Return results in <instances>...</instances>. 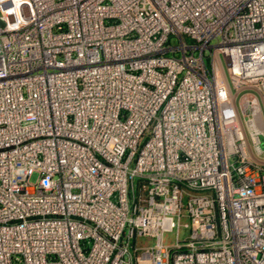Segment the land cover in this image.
Listing matches in <instances>:
<instances>
[{
  "label": "built area",
  "instance_id": "1",
  "mask_svg": "<svg viewBox=\"0 0 264 264\" xmlns=\"http://www.w3.org/2000/svg\"><path fill=\"white\" fill-rule=\"evenodd\" d=\"M0 10V264H264V0Z\"/></svg>",
  "mask_w": 264,
  "mask_h": 264
},
{
  "label": "rangeland",
  "instance_id": "2",
  "mask_svg": "<svg viewBox=\"0 0 264 264\" xmlns=\"http://www.w3.org/2000/svg\"><path fill=\"white\" fill-rule=\"evenodd\" d=\"M23 11H24V14L26 15V16H29L30 15V10H29V8L28 7H25L24 9H23ZM1 10H0V16H1ZM11 19H12V17H11ZM262 145L264 146V137H262ZM36 175H34L32 178H31V180L34 182L35 180H36ZM176 237H177V232L176 231H174V232H169V233H166L165 234V236H164V241L166 242V243H169V242H175V240H176ZM135 242V241H134ZM133 242V243H134ZM137 243L138 244H140V245H144V244H148V243H150V240L148 239V238H139L138 240H137Z\"/></svg>",
  "mask_w": 264,
  "mask_h": 264
}]
</instances>
